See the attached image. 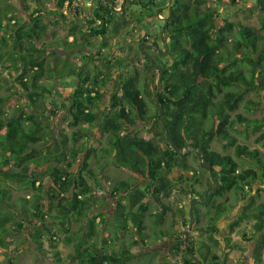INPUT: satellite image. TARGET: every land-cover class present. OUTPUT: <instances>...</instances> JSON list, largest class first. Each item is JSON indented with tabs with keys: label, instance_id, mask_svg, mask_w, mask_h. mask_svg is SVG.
<instances>
[{
	"label": "trees",
	"instance_id": "1",
	"mask_svg": "<svg viewBox=\"0 0 264 264\" xmlns=\"http://www.w3.org/2000/svg\"><path fill=\"white\" fill-rule=\"evenodd\" d=\"M66 1L58 0L57 10L72 24L74 21H67L69 17L63 14ZM99 1V8L74 28V41H68L66 36L47 44L45 40L50 32L41 9L35 10L36 15L33 13L31 23L27 24L26 20L17 19L11 0H0V63L9 71L8 75L11 73L8 83L2 84L0 80V84L9 88L17 86L15 93L0 96V247L14 256L30 227L33 231L30 239L38 252L49 253L58 262L61 257L55 248L61 238L73 250L70 256L73 264H130L134 253L139 252L134 247L148 245L146 214L150 205L158 208L154 238L172 239L174 233L163 225L167 212L174 215L179 212L176 204L170 202L174 192L194 199L214 187L197 151L202 150V157L211 164L220 187L194 206L192 233L202 234L206 240L197 242L190 233V252L203 264H226L228 253L221 257L216 249L218 222L240 210L227 234L238 232L243 239L254 240L252 254L247 255L229 236L225 237L223 251L239 253L237 264L248 256H252L251 264H264V203H258L264 192V159L258 149H251L238 139V135H243L249 140L250 131L264 129V117L253 118L238 112L240 108L250 111L262 105V102L247 99L251 92L264 100V0H256L255 13L262 22L260 32L227 19L219 25L221 15L212 5L215 2L240 7L249 0L174 1L165 27L166 38H170L169 57L167 60L154 57V63L162 70L160 102L168 133L180 148L187 150L193 145L182 156L169 144L163 129L156 96L160 70L149 61L143 64L144 73L138 68L127 76L120 73L118 89L100 117L98 108L113 73L101 72L97 64L94 73L85 65H82L83 70H71L69 74H75L79 82L70 113V127L76 129L71 136L60 129L61 117L50 107L49 116L54 119L44 120L41 115L43 98L53 93L52 87L42 83V79L50 81L69 75L63 71L65 61L55 53L48 56L49 50L52 47H65V51L80 47L95 49L97 43L90 41L92 35L102 36V44H106L110 29L114 27V31L119 32L130 26L128 21L114 26L112 19L103 15L108 5ZM73 3L74 0H69L71 9ZM111 3L116 4V0ZM132 4L143 10L140 12L143 15L146 9L154 7V0H137ZM79 13L75 14L80 16L82 13ZM98 21L102 22L101 26L94 28ZM142 22L143 19H138L134 25ZM96 52L91 64L104 58L101 48ZM16 96L22 104L16 101ZM140 123L154 129L152 138L138 137L137 131L130 133L131 127ZM89 128H97L99 133L94 145L78 144ZM103 138L107 144L99 146ZM159 140H164L165 146ZM213 142L219 143L222 151L214 150ZM255 142L264 147V131ZM229 149L233 152L227 153ZM192 154L199 158L198 168L189 160ZM102 155L113 160L117 167L137 174L135 181L112 182L105 174L108 160L98 161ZM95 156L99 175L112 183L111 197L119 202L113 224L122 222V230H130L132 235L129 245L114 246L104 241V247L117 248L113 253L100 254L98 240L89 241L95 237V232L87 233V227L94 226L102 217L94 212L99 209L97 201L103 200L102 190L95 195L96 187L89 182L98 177L91 166ZM75 165L77 169L72 172ZM39 167L45 169L39 170ZM203 174L208 175L211 186L200 191L196 187L203 181ZM141 178L147 183L141 185ZM48 185H51L49 189ZM96 185L102 187L100 180ZM23 187H29L32 196L19 197L13 203V193ZM121 194H125V199H118ZM44 200H48L49 205H45ZM204 219L205 227L198 228ZM189 220L183 218V227H187ZM246 222L250 225L243 226ZM77 223V230H72L71 226ZM248 230L253 236H247ZM183 235V230L177 233L169 254L183 255V264H196L186 250ZM15 236L22 238L18 245L12 243L11 237ZM45 238L49 239L51 251L44 249ZM15 259L9 256V264H14Z\"/></svg>",
	"mask_w": 264,
	"mask_h": 264
},
{
	"label": "rangeland",
	"instance_id": "2",
	"mask_svg": "<svg viewBox=\"0 0 264 264\" xmlns=\"http://www.w3.org/2000/svg\"><path fill=\"white\" fill-rule=\"evenodd\" d=\"M12 4L17 7L19 9V6L21 5L22 0H11ZM24 2H27V8L28 10H34L35 6H36V1L35 0H23ZM46 5L49 6V8H55L56 7V0H44ZM87 3H89V0H86ZM129 1V0H128ZM131 1V0H130ZM156 1V3H154V7L156 8V6L158 5V7L164 6L167 4L168 0H154ZM134 3L137 2L136 0L133 1ZM38 4V3H37ZM213 7L215 9H217V11L220 13L221 17L218 20L219 25H223L222 20L223 19H227L229 21H232L234 23H240L242 25L254 28L255 30H257L258 32H260L262 30V22H261V18L259 17V15L257 13H255L256 11V0H249L246 3H244L242 6L240 7H233L230 5H219L217 3H212ZM47 7V9H49ZM140 8L137 7V5H134L131 7V9L129 10V14H135L136 20L135 23L138 19H144V21L142 22V24H140L138 26L134 25L132 26V28L129 30V32L125 33L123 29H121L119 32H115L114 31V27L112 29L109 30L108 32V36L107 37V43L106 44H101V50L102 53L104 54V58L98 62L94 63H90V60H92L90 57L95 56L96 54H94V52H96L95 50L93 51V49H91L90 53H87V55H83L80 54L74 50L70 51V49L68 51H65V47L63 49H60L59 52L56 53V57L63 59L65 61L66 66H64L63 71L64 74L67 73L69 74L71 70H83V66L85 65L87 67V69L90 72H95V68L94 66L97 64V67L99 68V70L103 73H114L111 81L107 84L106 86V105L109 103V100L111 98V96L114 94V88H115V81L118 80L117 78V73H132L133 71V67L129 66L127 69V64L129 63L128 60V56H127V51H128V47H125L124 43L125 40L127 42H130L133 38H136V40H140L143 36V34L145 32H151V29L149 27H147L146 25H151L154 21L153 18H151V16L154 15V12L150 13L147 16L148 18H146L144 15H140ZM68 15V14H67ZM169 15L168 11H162V17H167ZM18 16H20L19 18H23L24 16L22 14H18ZM23 16V17H22ZM68 19H73L72 16L68 15ZM111 17V15H110ZM110 17H106L107 19H110ZM145 17V18H143ZM150 17V18H149ZM114 22V26L119 27L122 24V18H118V16L116 15V18L114 17L111 18ZM66 21V20H65ZM69 23V22H68ZM118 23V24H117ZM156 23V22H155ZM79 25L81 24L78 23ZM146 24V25H145ZM160 22H157L155 28H153L152 30H157L159 31L160 28ZM141 28V29H139ZM69 33L66 32L65 34H58V36L56 37V39H63L64 37H66ZM150 34H146V36ZM129 36V38H128ZM151 37V36H150ZM51 40V38H49ZM52 41V40H51ZM97 42V41H95ZM51 43V42H49ZM134 45H137V43H135ZM67 48V47H66ZM71 48V47H70ZM157 57V56H156ZM158 58V57H157ZM143 60V59H142ZM144 61V60H143ZM91 66H90V64ZM144 63V65L147 64L146 61L142 62L141 65L138 67L140 73H144L143 71V66L142 64ZM86 69V68H84ZM72 72V71H71ZM75 72V71H74ZM9 71L5 69L4 66L1 65L0 63V80L3 82L2 84H7L9 81V78L11 77V73L10 75H8ZM128 75V74H127ZM56 76V75H55ZM57 79H53L50 80L49 82H47L46 79H42V82H46V84L49 87H52L53 89V93L47 95L46 97L43 98L44 101V105L46 107L50 106L49 103L51 104H55L56 108L54 109L55 114L58 117H61V124H60V129L68 134V135H72L73 132L76 130L74 127H70V113L71 108H70V104L68 102L69 99H72L76 87L74 86L73 83V77L71 76V74L68 75V77L65 78H61L60 81H58L57 83H55ZM78 82V81H75ZM2 84H0V96H9L10 92H16L17 86H13L11 88L7 87H3ZM154 85V84H153ZM12 96V95H11ZM16 98V101H19L22 104V101L19 99L18 96L14 97ZM247 99H252L254 101H258V102H262V105L259 106L256 109H251L250 111L247 110H243L242 108H240L238 110V112L243 113L244 115H247L249 117H253V118H262L264 117V100H262L260 98V96L254 92H251L248 94ZM264 99V97H263ZM150 103H154V101H151ZM11 110V109H10ZM49 111L50 110H45V108L43 109V107H41V112L43 115L44 120H48L49 118L51 119L52 117L49 116ZM101 109L98 113V115L101 114ZM151 112V111H150ZM68 114V115H67ZM54 119V118H52ZM139 126L136 127V131H137V135L138 137L141 138H146V139H150L153 137L154 135V129H151V126L149 124H138ZM145 125V126H144ZM264 131V129H260V130H253L250 131V138L249 140L244 139L243 135H238V139L239 142L241 144H246L248 145L251 149H258L260 151V154L262 156V158L264 159V147H261L260 144H257L255 142V139L261 135V133ZM87 134H90V136L87 137ZM99 137V133L97 128H89V130L86 133H83L81 135L80 138V143H88V146L94 145V141L96 140V138ZM90 141V142H89ZM160 141V140H159ZM161 144L163 146H165L166 142L164 140L160 141ZM107 141L105 138H103V142L101 144H99V146H103L106 145ZM71 145V143H70ZM98 145L96 146L98 149L100 148ZM212 148L214 150L217 151H222L221 150V146L219 143L217 142H213L212 143ZM233 149H229L227 151V153H232ZM97 154H99V150L97 151ZM101 159V158H100ZM98 160L100 162H102V160ZM189 160L192 162V164L198 168L199 165V158L195 155L192 154L191 157L189 158ZM97 161V157L95 156L92 161H91V166L92 168L95 170L96 174H97V180L95 178L93 179H89V182L92 186H95L96 189H94V193L95 195H97V193H100V190H102V193H105V190L110 191L112 189V183L109 184H105V189H103V186L101 188H99L96 184L97 182L102 179V177L99 175V169H98V165L96 164ZM46 167V166H45ZM45 167H39V170H44ZM77 169V166L75 165L71 171L75 172ZM105 174L110 176L112 179V182H116L119 180H128V181H135L137 176L132 175L129 171H127L124 168H119L117 167L113 160H109L106 163V168H105ZM212 179V178H211ZM203 181L200 182V184H198V186L196 187V189L203 191L206 188L210 187L211 184L209 183L210 179L208 177L207 174H203ZM107 182V181H106ZM51 185H48L47 188L49 189ZM185 187V185H183ZM186 187H188V185H186ZM211 189V188H210ZM209 190V189H208ZM33 194V191L29 188V187H23L20 190H17L13 193V203H16L19 197H31ZM205 194V193H204ZM121 199H125L124 197H121ZM103 201V200H102ZM102 201H97V205L98 207L101 206V204H103ZM190 197L187 195H184L183 193L176 191L174 192V194L172 195V198L170 200V202L175 205V204H179L180 206H182L183 208L188 209L189 205H190ZM125 202V200H124ZM45 205H49V201H45L44 200ZM246 203V202H244ZM258 203H264V192L261 194L260 198H258ZM201 203H198L197 205H200ZM110 206V205H109ZM107 206V207H109ZM202 208V207H201ZM102 213V211H101ZM157 213V210L155 209V207H151L150 211L146 214V225H147V235H148V245L147 246H139L138 247H134L135 250L138 249L139 252L134 253L135 258L130 262V264H157V262L159 261L161 264H183V259L184 256L183 255H179L176 257H170L168 256V244L165 243H160L157 242L158 245H154L156 244L157 239L154 238L153 236V230L157 228V225L155 223V215ZM240 213V210H238L236 213H234V215L229 216L227 218L222 219L220 222H218V227L220 229V232L215 236L216 241L218 242L216 249L217 251H219V255L221 257L224 256V253H228L227 255V261L226 264H236V260L239 259L240 254L237 252H232L231 250H227V252L223 251V249H226V243H225V237L229 236V234H227V230L229 227V224L232 220H234L237 215ZM106 214L102 213V218H104ZM107 219H110V217H106ZM183 218H180L178 213L176 215H172L170 212L166 215V224L164 225L165 229H168L170 231H172L173 233L176 232V234L178 232H181L184 227H183ZM172 223H174L172 225ZM110 223L104 224L103 223V219L100 221V219H97L94 222V226L89 225L87 227L88 231L87 233L90 231L93 233L95 232V237H91L92 239H89V241H96L98 240L99 244V248H98V252L100 254L102 253H113L116 252L117 248L114 246H124V245H129V241L132 240V235H130V230H122V222H116L114 224H110L111 227L108 231V226ZM77 224H73L71 226L72 230H77ZM176 225V226H175ZM206 225V220L204 219L202 221V223L200 224V226H198V228L200 227H205ZM248 226L250 224H248V222H246L245 224H243V226ZM117 226V227H116ZM41 228H43L41 226ZM32 228L28 227L27 228V232L24 234L25 236V240L23 245L19 246V250L17 253H14V256L11 255V253L5 251L2 247H0V264H9V256L10 257H16V259L14 260V264H73L71 261V254L73 252L72 248L68 245H66L63 240L61 238H59V240L57 241L56 244V248L57 251L59 252V256L61 257V261L58 262L55 259L52 258L51 254H47V253H40L37 250V246H35V243L30 239V234L32 233ZM132 233V232H131ZM192 235L195 236V240L197 242H203L206 240V237L202 234L199 233H192ZM247 236L251 237L253 236V232H251L250 230H248L247 232ZM232 239V243H237L240 245V247L245 249V253H251L253 246H254V240L252 242H249L247 239H243L242 236L238 233L235 232L233 234H231V236H229ZM11 239L13 240V244L18 245L19 243H21L22 238H20L19 236H15V237H11ZM104 241H108L110 243L115 244L114 246H108V247H104ZM207 242L210 243V241L208 240ZM43 244H44V249H46L47 251H51L52 249L49 247V239L45 238L43 240ZM213 246L214 244L211 243ZM215 248V246H214ZM156 250V251H154ZM159 253H158V252ZM161 259V260H160ZM239 264L241 263V260H239ZM251 261L246 260L244 261L243 264H250ZM74 264H77L76 262Z\"/></svg>",
	"mask_w": 264,
	"mask_h": 264
},
{
	"label": "flooded vegetation",
	"instance_id": "3",
	"mask_svg": "<svg viewBox=\"0 0 264 264\" xmlns=\"http://www.w3.org/2000/svg\"><path fill=\"white\" fill-rule=\"evenodd\" d=\"M35 1H38L37 2L38 5L41 4V1L40 0H35ZM102 1H103V4H107L108 5V11L107 12L105 11L103 13V15H105L107 17H110V15H111L110 19L111 18L114 19V17L116 18V15H117L118 18H122L123 23L126 22V21L129 22V25L130 26L128 28H125L126 30H128V29L130 30L132 28V26L135 23L136 17H135V14H129L130 13L129 10L131 9L132 6H134V4H132V2L135 1V0H131V1L130 0L129 1L128 0H116V4H112L111 3V0H102ZM174 1L175 0H168L167 4L164 5V6L158 7V5H157L156 8H151V9L148 8L149 10L146 9L145 12L146 11L147 12L146 13L144 12V14H143L146 18H148L147 16L149 15V12L150 13L154 12V15L151 16V18H153V21L154 22L151 25H146L145 24L147 27H149L151 29V32H148V31L145 32L143 34L142 38L140 40H138V41L136 40V38H133L130 42H127L126 41L127 39L125 40L124 45H125V47H128L127 56H128V60H129V66L133 67V71H135L136 68H138L141 65V63L144 62V61H146V62L149 61L150 63H154V57H156V56L157 57H160L159 59H161V57L164 58V59H166V60L168 59L169 53H170L169 51L170 50L168 49V53H167V55H165V42L168 44V47H169L170 38H166V30H165V27L168 24V17L170 16L171 8L174 5ZM98 2H99V4H101L99 0H89V5H88V3H87L86 0H77V1L74 0V3L72 4V9H71V7H69V0L66 1V6H65L66 13L68 15L72 14L70 16H72V18H73L72 20L74 21L72 24H71V22L69 23V25H71V27L67 29L68 30L67 32L69 33L67 35V37H68L67 40L68 41H70V42L74 41V38H75V36L73 35L74 34V28L80 26L78 23L82 22L83 19H86L87 18V15L88 14H91L95 8L96 9L99 8ZM154 3H156V1H154ZM43 7L46 8L47 6L44 5V6H41V8L38 7V6H36L35 7V10L36 9H42ZM57 7H58V5H57ZM75 9H76V12L78 11V13L80 12L79 14L82 13L84 16L82 17V14L80 15L81 17L80 16H77L75 14L76 13L75 12ZM139 11L142 12L143 10L140 9ZM162 11H168L169 12V15L167 17H162ZM145 17H143V18H145ZM165 19H167V22L164 21ZM143 21H144V19H143ZM157 22H160V24H161L160 25V28L161 29L159 31L152 30L153 28H155ZM101 23H102L101 21H98L97 23H95L93 25V27L94 28H99L101 26ZM139 29H141V28H139ZM126 30H124L125 33L129 32V30L128 31H126ZM146 34H150L151 37L149 35L146 36ZM90 38H91L90 41H93V42L97 41L96 42L97 43L96 44V47L97 48H95L96 50L93 49V51L94 50L97 51L98 48H101L100 46H101V44H102V42L104 40V38L102 36H100V35H98V36L92 35ZM128 38H129V36H128ZM144 39L146 41H144ZM135 43H137V45H134ZM155 46L157 47V49H154L153 48ZM91 49L92 48L80 47V49H78V50H74L73 48H71L70 51L74 50V51H76V52H78L80 54L87 55V53L93 52V51H91ZM59 51L60 50L58 48H55V56H56V53L59 52ZM94 54H97V52H94ZM92 57H90V58L91 59H94V56H92ZM149 58H151L153 60V62H151L149 60ZM143 64H142V66H143ZM154 64H157V63H154ZM127 74L129 75V73H127ZM127 74H124V75L127 76ZM74 75L75 74H71V76L73 77L74 86L77 88L79 82H75V81H78V78L76 76H74ZM113 75H114V73H113ZM113 75H112V77H113ZM119 76H120V73H117L118 80L115 81L116 84H115V88H114V93L118 89ZM111 79H110V81H111ZM106 86L104 88V90H105L104 98H103L102 103L100 104V106L98 108V113H99L100 109L102 110L101 111V114L99 115V117L102 115V113L105 111L106 107L109 105V103L106 105L107 102L105 101L106 100L105 99L106 98V92H107ZM74 96L75 95H73L72 99H69L68 100L71 109H72V106H73ZM109 102H110V100H109ZM55 106L56 105L53 103L52 106H51V110H54L56 108ZM70 113H68V114H70ZM140 124H145V123H140ZM136 130H137L136 127H131L130 133L132 134ZM130 133H128V134H130ZM101 160L104 163L105 160L106 161L108 160V157L102 155ZM105 163H107V162H105ZM127 171H129L134 176H138L137 174L133 173L132 171H130L128 169H127ZM100 182L102 183L103 189H105V184L111 183L110 181H107L106 182L105 179H100ZM146 183H147V180L146 179H143V178L140 179V184L141 185L146 184ZM101 195H103L102 198L105 201V203L101 204V206H99V209L98 210H95L94 209L95 210L94 212L95 213H98V214L105 213L106 215L103 218V223L104 224H107V223L113 224L114 214L118 210L119 202H118L117 199L111 197L110 191L105 190V193H103ZM124 195L125 194H121L120 196L123 197ZM121 197H119L118 199H121ZM107 206H109V207H107ZM152 206L155 207L156 210H158V208L156 206H154V205H150V208ZM175 206H176V209L178 208V210H179L178 215H179L180 218L187 217V218L190 219V205H189V208L188 209L183 208L179 204H176ZM101 211H102V213H101ZM168 213L169 212H167V214ZM170 213L172 215H174L172 212H170ZM193 213H194V210H193ZM107 216L108 217L111 216V218L110 219H107L106 218ZM98 219H100V221H101L102 220V217L100 216ZM182 221H183V219H182ZM166 222H167V220L165 218L164 225L166 224ZM231 222H233V220ZM189 223H190V220H189ZM173 224L174 223H172V225ZM164 225H163V228H164ZM188 226H189V224L187 225V227H184L183 234L185 233V231L188 228ZM193 227H194V225H193ZM193 227H192V230H193ZM192 230L189 231L188 238H189V234L192 233ZM227 233H228V230H227ZM174 235H175V238H176L177 237L176 232L174 233ZM183 236H184V240H185V234ZM175 238H172V239H169V238H166L165 239L164 238V239H161V240L160 239H157V241H156V242L168 244V251H167V253H168V256H170V257H175V256H171L169 254L170 253V250H169L170 249V244L175 241L174 240ZM154 245H158V244H154ZM136 247H138V246H136ZM154 251H156V250H154ZM251 254L252 253H248L247 255H251ZM246 258L249 261L252 260V256H251V258H249V256H248V257H245L244 259L246 260ZM263 258H264V255H263ZM237 261H238V259L236 260V264H237ZM157 264H161V263L158 261Z\"/></svg>",
	"mask_w": 264,
	"mask_h": 264
},
{
	"label": "water",
	"instance_id": "4",
	"mask_svg": "<svg viewBox=\"0 0 264 264\" xmlns=\"http://www.w3.org/2000/svg\"><path fill=\"white\" fill-rule=\"evenodd\" d=\"M165 22H167V19L164 20ZM154 49H157V47H153ZM168 44L165 42V55H167L168 53ZM149 60L151 62H153V60L151 58H149ZM155 66L160 70V73H159V77H158V88H157V92H156V96H157V101H158V105H159V116H160V120H161V123L163 125V129L165 130V134L169 140V144L172 146V148L179 154V155H184V153L186 151H190V149L192 148L193 145H191L187 150L183 149V148H180L176 145V143L174 142L173 138L170 136V134L168 133V130H167V127H166V124H165V120H164V117H163V108L161 106V102H160V93L161 91L163 90V81H162V70H161V67L160 65L158 64H155ZM199 155H200V159L202 161V165H203V168L205 169L206 172H208L212 178V181L214 183V187L207 190L205 192V194L202 196V197H197V198H194V199H191L190 201V223H189V226L188 228L186 229L185 231V245H186V250L187 252L189 253L190 257L192 258V260L194 261V263L196 264H203L198 258L196 255H194L192 252H190L189 250V247H188V233L189 231L192 230V227L195 223V218H194V213H193V210H194V206L197 204V203H200V202H203L205 201L211 194L215 193L219 187H220V184L218 182V179L216 178L214 172H213V169H212V166L211 164L204 160L203 157H202V150H197Z\"/></svg>",
	"mask_w": 264,
	"mask_h": 264
},
{
	"label": "crops",
	"instance_id": "5",
	"mask_svg": "<svg viewBox=\"0 0 264 264\" xmlns=\"http://www.w3.org/2000/svg\"><path fill=\"white\" fill-rule=\"evenodd\" d=\"M57 1L58 0H56V2ZM37 2L38 1H36V6L41 8V6L45 5V6H47L49 8V6L46 5L44 0L41 1V4H39V5L37 4ZM26 4H27V2H24L22 0L21 5L19 6V9L13 5V7L15 8L14 9V13L16 14L17 19H21V18H19L20 16H18V14H22L24 16V17L22 16L23 17L22 19L26 20L27 24H30L31 23L32 14L35 13V15H36V11H35V9L34 10H28ZM88 5H89V3H88ZM47 7L46 8L43 7V9H41V11H40V14H41V16H43V20L45 21V24H47L48 31L51 33L50 36H48L45 41H46L47 44H49V42L56 43L57 41H60V39H56L58 34H65L68 31L67 29L70 28L71 25H69V23L65 21L63 16H61V12L57 10V5H56V7L54 9L53 8L47 9ZM45 13L48 14V15L44 16ZM63 14L64 15L67 14L66 10H63ZM83 16L84 15L82 14V17ZM49 38H51L52 41ZM55 48H57V47H52L49 50L48 56L51 55V53H55ZM58 49L60 50V48H58ZM58 81H60V79H57L55 81V83H57ZM47 82H49V80ZM42 83L46 84V82H42ZM49 104H50V106H48V107L51 108L52 104L51 103H49ZM48 107H46L44 105L43 109L45 108V110H48ZM41 115H42V113H41ZM156 244H158V243L156 242Z\"/></svg>",
	"mask_w": 264,
	"mask_h": 264
}]
</instances>
